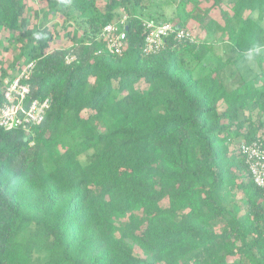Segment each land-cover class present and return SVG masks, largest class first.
I'll list each match as a JSON object with an SVG mask.
<instances>
[{"label":"trees","instance_id":"1","mask_svg":"<svg viewBox=\"0 0 264 264\" xmlns=\"http://www.w3.org/2000/svg\"><path fill=\"white\" fill-rule=\"evenodd\" d=\"M143 1L46 0L30 25L26 0H0V31L20 43L0 104L30 61L28 100H50L29 132L0 126V264H264V189L240 153L264 143V0L195 5L180 25L206 38L150 54ZM223 5L237 29L211 14ZM124 15L111 54L99 35ZM217 34L229 41L197 76ZM258 50L247 78L238 62Z\"/></svg>","mask_w":264,"mask_h":264},{"label":"built area","instance_id":"2","mask_svg":"<svg viewBox=\"0 0 264 264\" xmlns=\"http://www.w3.org/2000/svg\"><path fill=\"white\" fill-rule=\"evenodd\" d=\"M129 17L124 15L115 22L106 24L100 32L101 38L111 54L121 55L127 47V32ZM146 27L143 51L146 54L160 52L172 39L174 43L195 41L191 31L180 23L171 21L144 20ZM73 59V57H72ZM35 61H30L20 69L19 73L5 80L7 86L3 91V101L0 104V126L5 129L30 128L40 124L50 108V100L35 98L28 100L31 86L26 80L35 69ZM240 153L244 157L248 170L256 185L264 189V143L257 139L250 143L242 142Z\"/></svg>","mask_w":264,"mask_h":264},{"label":"rangeland","instance_id":"3","mask_svg":"<svg viewBox=\"0 0 264 264\" xmlns=\"http://www.w3.org/2000/svg\"><path fill=\"white\" fill-rule=\"evenodd\" d=\"M26 1V16L30 20L29 24L32 25L36 19L35 11H38L40 14L39 21L42 20V14L48 9L46 0ZM96 1L97 5L103 9L107 0ZM205 1L206 0H145V2L143 1L144 7L138 8L137 14L145 21L152 19L155 21H171L180 23L181 20L188 14L190 9H192L195 5H200L204 6V8H207L211 4V1ZM222 8L225 10L224 12H222L219 7H216L214 10H212L211 14L218 20V22H221L222 24H225L231 19L229 23L237 29V25H235L236 21L232 20L233 13L230 8L226 7V5H223ZM185 27H187L194 36H197L195 39L197 38V40H203L206 38L205 31L199 30V23L195 22L193 19L188 21ZM8 33L9 31L7 30L0 31V69L3 67L7 73L10 74L14 72V66L19 56L20 43L10 42ZM62 34L63 33L60 31V36L57 37V39L53 42L52 47H64L67 44V39L62 37ZM228 36V34H217V39L213 42L212 49L203 60V62L207 63L208 68L205 69L202 67L203 62L201 65H197L195 69V74L197 76L207 72L209 68L214 67L218 63L220 54L222 55L223 50L225 49V44H227L229 41L227 38ZM260 55H262V50L248 53L241 60H239V68L247 78H252L253 75L259 70L260 67L258 65V59L260 58ZM71 60L72 57H69L67 61ZM21 65L22 64H20V66ZM140 87L146 89L148 88V85L141 84ZM99 128L100 130H103V126L101 124ZM239 143L240 141L236 140L234 144L238 146Z\"/></svg>","mask_w":264,"mask_h":264},{"label":"clouds","instance_id":"4","mask_svg":"<svg viewBox=\"0 0 264 264\" xmlns=\"http://www.w3.org/2000/svg\"><path fill=\"white\" fill-rule=\"evenodd\" d=\"M8 79V78H7Z\"/></svg>","mask_w":264,"mask_h":264}]
</instances>
